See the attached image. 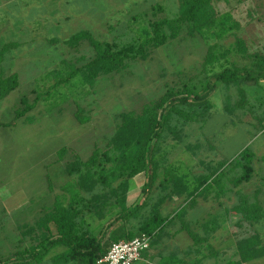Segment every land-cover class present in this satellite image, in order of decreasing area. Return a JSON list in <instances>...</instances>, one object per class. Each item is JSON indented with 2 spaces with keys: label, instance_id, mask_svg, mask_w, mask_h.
Masks as SVG:
<instances>
[{
  "label": "trees",
  "instance_id": "1",
  "mask_svg": "<svg viewBox=\"0 0 264 264\" xmlns=\"http://www.w3.org/2000/svg\"><path fill=\"white\" fill-rule=\"evenodd\" d=\"M212 1L176 0L177 9L172 15H158L163 7L154 1L145 9V23L139 34L126 41L98 39L88 29L73 32L64 39L74 46L85 40L92 48V53L84 62L69 69L65 77H54L53 86L75 73H79L84 83L92 84L99 75L116 72L130 60L146 58L152 49L175 38L180 32L188 36L199 34L205 37L208 43L200 63L205 69L201 67L198 72L178 83H166L164 90L151 101L141 104L138 111L116 112L114 129L101 146L92 144L85 156L67 149L65 145L56 148V157L52 161L61 163V170L69 179L60 185L61 193L53 194L49 203H40L39 212L31 222L15 225L16 231L13 232L19 235V243L9 251L8 256L0 254V264H92L95 258L106 251L111 241L129 239L145 232L149 235V247L157 244L163 235L178 230L188 234L196 249L206 243L204 246L208 252L201 253L200 257L206 254L212 256L217 255L218 251L207 240L216 229L223 227V223L230 227L226 232L231 237L232 247L230 257L225 258L223 264H243L264 255V236L252 227L264 219L263 203H253L251 198L248 200L244 196L238 198L219 214L211 215L212 222L210 219L206 221L202 236L189 225L185 217L186 211L194 205V191L209 186V178L216 181L223 171L237 170L231 175L232 187L250 178L253 167L249 147L209 166L211 171L195 177L196 183L191 188L176 170L171 171V162L160 152L159 140L163 130L175 136L174 127L181 129L189 122L199 126L205 120L210 108L206 93L212 80L220 81L227 88L231 84L238 85L240 81L264 78V52L249 50L247 40L237 33L238 21L227 10L222 12L215 9ZM226 38L229 39L225 43L219 42ZM18 42L6 40L0 48ZM238 57L246 60L242 62ZM224 60L228 61L226 65L223 64ZM52 72L54 75L61 74L59 69ZM17 85L14 71L4 74L0 70V98ZM38 97V93L31 100L25 94L19 95L12 116L7 121H0V124H12L19 117L31 120L32 117L28 118L26 112ZM238 106V103L231 105L230 110ZM75 117L79 122L88 119L87 115L77 112ZM177 124L179 126L176 127ZM138 174L144 177L139 189L140 200L137 196L131 207L124 205V208L110 214L113 207L110 203H117V198L121 203L126 201L127 178ZM46 187L48 191L53 189L49 174L46 176ZM255 192L258 193L257 190ZM182 193L183 203H178L169 211H161L166 199ZM144 205H148L147 212L141 213L140 219L131 227L129 217L135 216L138 208ZM92 216L99 219L105 217L97 225L98 228L89 220ZM204 219L201 221L203 224ZM55 246H60L59 250L48 254ZM166 263L164 261L161 264Z\"/></svg>",
  "mask_w": 264,
  "mask_h": 264
},
{
  "label": "rangeland",
  "instance_id": "2",
  "mask_svg": "<svg viewBox=\"0 0 264 264\" xmlns=\"http://www.w3.org/2000/svg\"><path fill=\"white\" fill-rule=\"evenodd\" d=\"M154 1L163 7L158 15L176 12V0H0V45L6 40H19L15 45L0 48L1 72L14 71L18 80V85L0 98V121L10 119L19 95L25 94L31 100L35 93L39 94L38 100L26 112L28 118L32 117L31 120L19 117L12 124H0V254L4 257L19 243L13 232L15 225L31 222L39 212L40 203H49L53 194L61 193L60 185L69 179L62 172L61 163L52 161L56 157V148L65 145L67 149L85 156L92 144L101 146L114 129L116 112L138 111L141 104L158 96L166 83H178L190 73L198 71L208 42L199 34L188 36L180 32L175 38L152 49L146 58L130 60L116 72L99 75L92 84L84 83L79 73H75L53 86L54 77H65L69 69L84 62L92 53V48L85 40L74 46L64 41L65 38L78 30L88 29L98 39L129 40L139 34L145 23V9ZM211 4L219 11L227 10L238 21L237 33L247 40L248 49L264 52V0H213ZM228 39L219 42L225 43ZM225 60L224 65L228 62ZM54 69H59L61 74L54 75ZM243 83L244 87L246 85L252 89L250 101L254 103V112L264 113V97L260 99L262 104L258 110V80ZM76 112L87 115L88 119L77 121ZM227 117L232 119L229 130L226 127L222 129L218 124H222L223 120L217 119L215 123L203 121L199 126L189 122L181 129L172 127L177 133L175 136L163 130L159 140L160 152L171 162V171L196 167L193 164H196L197 153L200 152V156L203 152L199 150V144L203 143L213 147L216 144L220 147L224 143L222 156L225 159L232 157L239 144L253 133L254 128L250 126L246 130L248 135H245V120L258 122L259 119L251 121L253 118H248L242 105L228 112ZM189 153L196 155L186 163L170 160L171 156L181 157ZM236 171L231 172L230 176ZM47 174L53 183L52 191L46 187ZM223 177H227L226 173L220 176L221 179ZM143 180V174L127 178L126 203H121L117 198V203H110L113 206L110 214L124 208V205L131 207V198L127 199L129 196H139L140 200L139 189ZM255 186L251 180L242 184L236 193L237 197L244 196L248 200L251 198L253 203L264 204V201L258 202L256 199L258 193L255 192ZM209 187H206V191H209ZM171 199L177 202L175 196ZM168 203L172 202L164 203L162 212L169 210L165 207ZM212 205L217 204H208L209 207ZM147 207L138 208L135 216L129 217L131 227L140 219L141 213L147 212ZM216 209L221 211L222 208ZM206 210L207 207L205 210L195 208L188 211L189 225L199 236L203 235L206 221L211 217L205 218L204 224L201 222ZM104 215L108 217L106 212ZM105 217L99 219L95 216L89 220L98 228L97 225ZM222 226L215 230V237L210 239L217 248H227L226 241L221 237L230 227L225 223ZM252 227L264 236V219ZM163 241L162 236L159 242ZM59 248L52 247L48 254ZM229 249L232 250L231 245ZM218 256L222 255L218 253ZM141 263V259H137L132 264ZM243 264H264V255Z\"/></svg>",
  "mask_w": 264,
  "mask_h": 264
},
{
  "label": "crops",
  "instance_id": "3",
  "mask_svg": "<svg viewBox=\"0 0 264 264\" xmlns=\"http://www.w3.org/2000/svg\"><path fill=\"white\" fill-rule=\"evenodd\" d=\"M246 45L247 42H246ZM251 50V49H249ZM237 56V55H236ZM238 59L245 61L246 59L238 57ZM202 60V56H201ZM200 60V63H201ZM201 67V64H200ZM200 67L198 70H200ZM217 68V66H215ZM198 72V71H197ZM194 73V72H193ZM192 74V73H190ZM242 82L245 83H253L255 81H240L238 85L231 84L227 88L220 82H213L208 88V92L206 93L207 100L210 104V108L208 111V115L206 116L204 123H208V121L215 123V121L219 120L222 121L221 125L222 129L225 127L229 130V128L232 125V119L230 117L225 118V116L230 112L231 110L235 108H231V105H235L236 103L242 105L243 111H245L246 115L249 119H252L251 121H254L255 118L259 119L258 122H249L247 119L244 125V132L245 135H248V132H246L247 129L250 128V126L253 129V133L249 134L238 146L236 149V152L232 154L235 155L238 151H240L244 147H249L252 151V160L251 164L253 167L252 174L250 178L246 181H241L238 183L235 187H232L231 185V171H223L222 176H225V173L227 177H223V179L219 178L218 180H214V178H209L207 180V184H209V191H206V186L199 187L197 190L194 191V194L192 196V200L194 205L189 208L186 212V219L189 221L188 217V211L192 209H198V210H205L206 207L209 210H206L205 213L202 215V219L207 218L211 215L219 214L221 211L216 208H222L220 210L223 211L224 207L229 206L230 203H234L237 201V192L239 191V187L242 184H246L249 180L253 182L256 186V190L258 191V202L264 201V181L262 180V174H264V136H261V134L264 133V113L256 114L254 112V103L250 101V98L253 96L251 95L252 89L250 86L248 88L244 87L242 85ZM258 110L261 106V98L264 97V78L258 79ZM242 89V90H241ZM227 95L229 97H227ZM232 103L230 104L229 102ZM243 103V104H242ZM230 104V105H229ZM244 107V108H243ZM237 108V107H236ZM229 116V115H228ZM252 117V118H251ZM217 119V120H216ZM231 119V122H230ZM239 118H236L237 121ZM195 123V122H193ZM226 123V124H225ZM187 125V124H186ZM217 125V126H218ZM226 125V126H225ZM254 141V142H253ZM214 143H217L216 141ZM200 149L202 150V154L197 153L198 157L195 161L196 164H193V166H196L192 169H177L176 173L180 176H183L184 182L187 183L188 188L194 187V184L196 183L195 177H197L200 174L209 173L211 170H209V166L216 165L220 160L225 159L223 155V150L225 149L224 143L220 147L216 144V148L213 147L211 144H199ZM209 145V146H208ZM208 150L211 152L209 153ZM223 152V153H222ZM194 153L184 154V156L177 157V156H171L170 160L174 162H181L186 163L188 162L189 158L193 157ZM185 160V161H182ZM180 164V163H178ZM221 187V189H220ZM130 189V186L128 187ZM134 189V188H133ZM177 198V202L172 199H167L163 202H172L165 205L169 210L173 207L178 205V203H183L184 193L179 194L175 196ZM131 198V201H134V196H129L127 199ZM172 200V201H171ZM176 202V204H174ZM129 203V202H128ZM210 203H216V206L209 207L208 204ZM162 204V206H163ZM161 206V207H162ZM168 210V211H169ZM224 215V214H223ZM172 229V228H171ZM19 237L18 234L15 235V239L17 240ZM164 241L159 242L153 245L149 246L144 253L141 255L139 259H141V264H161L162 262L166 261V264H217L220 262V264L224 263L225 258L230 257L231 251L229 249V245H231V237L229 233L223 234V237H221L222 240L226 241V247L217 248L213 246L212 242H210V239L215 237V232L211 234L208 237V243H210L218 252L217 255H207L201 256V253H207V249L205 248V244L198 249H196L194 246H192V239L188 236V234L184 230H178L176 232H173L170 234L163 235ZM207 243V244H208ZM229 250V251H228ZM225 252H228L227 256L224 257ZM218 253L222 256H218ZM216 260H218L216 262ZM220 260V261H219ZM245 263V262H244Z\"/></svg>",
  "mask_w": 264,
  "mask_h": 264
},
{
  "label": "built area",
  "instance_id": "4",
  "mask_svg": "<svg viewBox=\"0 0 264 264\" xmlns=\"http://www.w3.org/2000/svg\"><path fill=\"white\" fill-rule=\"evenodd\" d=\"M149 235L140 232L129 239L111 241L106 251L92 264H131L148 247Z\"/></svg>",
  "mask_w": 264,
  "mask_h": 264
}]
</instances>
